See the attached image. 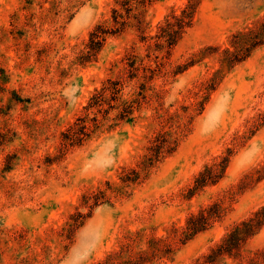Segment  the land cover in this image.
<instances>
[{"label":"rangeland","instance_id":"obj_1","mask_svg":"<svg viewBox=\"0 0 264 264\" xmlns=\"http://www.w3.org/2000/svg\"><path fill=\"white\" fill-rule=\"evenodd\" d=\"M189 2L191 25L156 44ZM225 48L248 55L229 63ZM108 79L116 98L93 104ZM79 116L89 135L61 150ZM159 134L171 148L149 163ZM214 203L219 216L183 239ZM262 206L264 0H0V264H264V221L209 260Z\"/></svg>","mask_w":264,"mask_h":264},{"label":"trees","instance_id":"obj_2","mask_svg":"<svg viewBox=\"0 0 264 264\" xmlns=\"http://www.w3.org/2000/svg\"><path fill=\"white\" fill-rule=\"evenodd\" d=\"M194 13V4L189 2L181 10L179 14H170L165 17L164 22L159 25V33L156 35L157 43L162 47H171L178 41L182 36L185 30L191 25L192 18ZM116 21V19H115ZM117 22V21H116ZM104 34L103 29L98 26L94 32L91 34V41L93 43H99ZM237 37L238 35H234ZM244 50H238L232 52L227 48L224 49L226 59L229 63L240 62L248 55V48ZM132 66V64L130 65ZM108 85L102 87V89L96 94H94V103L100 104L101 102H106L109 104V98H106L104 92L109 90L111 92V98L115 99L117 93L119 92L118 80H107ZM111 106V105H109ZM132 110V106L126 105L121 117H126ZM89 135L88 126L85 123L84 117H77L75 122L70 125L63 133V141L61 150H63L68 145L81 144L82 141ZM166 144V145H165ZM166 147L167 151L170 150L169 141L164 137L163 134L156 136L152 146L150 147V153L146 158L147 162H152L155 159H158L160 153ZM169 149V150H168ZM227 165V157H223L221 161L205 165L203 170L198 173L194 180V185L190 189V193H193L194 190L201 188L206 183H214L223 173ZM220 213L219 205L214 203L208 208H203L196 213H190L186 226L184 227L183 239H188L192 235L206 229L211 220L214 217H218ZM264 221V206L256 210L252 216L247 217L234 224L232 229L226 234L223 239V242L219 244L214 250H212L211 259L214 260L216 257L223 253L232 254L237 251L240 247V244L244 242L247 238L255 235L260 229ZM264 254V252H262Z\"/></svg>","mask_w":264,"mask_h":264}]
</instances>
